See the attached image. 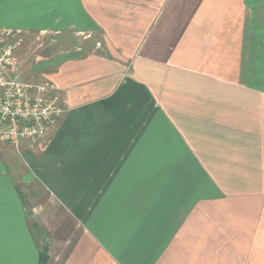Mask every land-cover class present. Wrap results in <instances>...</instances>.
I'll list each match as a JSON object with an SVG mask.
<instances>
[{"label": "crops", "instance_id": "1", "mask_svg": "<svg viewBox=\"0 0 264 264\" xmlns=\"http://www.w3.org/2000/svg\"><path fill=\"white\" fill-rule=\"evenodd\" d=\"M0 31L59 42L19 78L68 106L0 141V264H264V0H0Z\"/></svg>", "mask_w": 264, "mask_h": 264}, {"label": "built area", "instance_id": "2", "mask_svg": "<svg viewBox=\"0 0 264 264\" xmlns=\"http://www.w3.org/2000/svg\"><path fill=\"white\" fill-rule=\"evenodd\" d=\"M10 31H0V141L19 147L22 141L33 146L68 110L50 92L53 86L29 84L19 78L16 52L22 39Z\"/></svg>", "mask_w": 264, "mask_h": 264}, {"label": "rangeland", "instance_id": "3", "mask_svg": "<svg viewBox=\"0 0 264 264\" xmlns=\"http://www.w3.org/2000/svg\"><path fill=\"white\" fill-rule=\"evenodd\" d=\"M25 36L19 37L22 39V50L26 52L24 59L27 65H36L42 63L47 52L51 49L54 50L59 45L58 41H48V35L27 34ZM15 37H17V35ZM71 43L75 44V41ZM26 82L29 84H34L29 81Z\"/></svg>", "mask_w": 264, "mask_h": 264}]
</instances>
